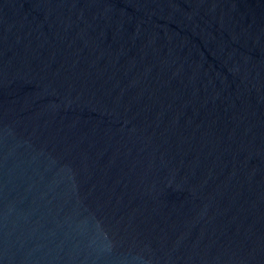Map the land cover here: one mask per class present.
<instances>
[{"label": "water", "instance_id": "1", "mask_svg": "<svg viewBox=\"0 0 264 264\" xmlns=\"http://www.w3.org/2000/svg\"><path fill=\"white\" fill-rule=\"evenodd\" d=\"M0 264H264V0H0Z\"/></svg>", "mask_w": 264, "mask_h": 264}]
</instances>
